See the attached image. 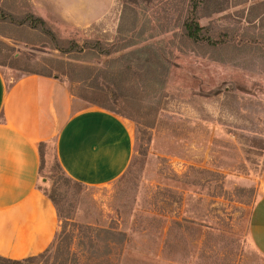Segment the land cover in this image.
Segmentation results:
<instances>
[{"label": "rangeland", "instance_id": "rangeland-1", "mask_svg": "<svg viewBox=\"0 0 264 264\" xmlns=\"http://www.w3.org/2000/svg\"><path fill=\"white\" fill-rule=\"evenodd\" d=\"M137 1L127 0L135 12ZM141 1L151 9L152 0ZM4 2L12 6L13 15L30 9L42 16L58 38L79 46L102 38L112 42L119 23H128L131 15L125 10L120 17L125 3L116 0L104 20L77 27L56 6L49 12L36 0ZM250 3L200 18L221 45L211 50L183 44V51L173 50L167 75L159 65L125 71L123 58L115 62L120 74L103 73L89 80L106 88L111 85L116 106L139 121L140 132L135 138L136 123L120 116L134 126L133 151L126 169L112 182L87 186L61 181L54 253L48 262L41 258L36 264H264L248 231L254 203L264 192V73L240 67L250 61L255 67L264 65L263 51L251 57L256 54L254 44L243 45L252 43L248 40L252 32L241 27L247 24L244 16ZM179 7L171 13L174 19L180 18ZM174 19L170 31L149 42L178 41L180 29ZM8 20L0 22V42L13 48V56L23 54L36 64H45L43 58L66 59L45 43L16 39L50 36L37 30L21 32ZM1 47L0 62H5ZM125 52L92 55L91 63L104 69L109 58ZM215 55L236 66L212 60ZM0 69L10 79L26 74L8 64ZM146 69L154 74L146 76ZM60 77L78 93L92 90ZM74 78L80 80V72L75 71ZM226 91L236 98L226 99ZM52 166L49 155L39 178L46 192H51L52 182L43 176Z\"/></svg>", "mask_w": 264, "mask_h": 264}, {"label": "crops", "instance_id": "crops-1", "mask_svg": "<svg viewBox=\"0 0 264 264\" xmlns=\"http://www.w3.org/2000/svg\"><path fill=\"white\" fill-rule=\"evenodd\" d=\"M36 1L49 12L56 6L77 27L104 20L116 4V0ZM133 129L128 119L73 95L59 78L26 73L10 79L0 69V255L12 259L36 255L56 233V209L39 188L40 141H54L57 160L69 177L98 186L112 182L128 166ZM248 231L264 256V192L254 203Z\"/></svg>", "mask_w": 264, "mask_h": 264}, {"label": "trees", "instance_id": "trees-1", "mask_svg": "<svg viewBox=\"0 0 264 264\" xmlns=\"http://www.w3.org/2000/svg\"><path fill=\"white\" fill-rule=\"evenodd\" d=\"M225 2H220L218 0H152L151 9L143 3V1L138 0L137 7L139 12H135L133 8H129L127 0H124L121 16L125 10L130 11V18L128 23L123 24L122 21L119 23L117 28V36L112 42H107L105 38L103 40H92L83 45H78L74 40H62L58 38L51 30L48 21L42 16L34 13L33 11L25 10L20 13L19 16L13 15L9 11L11 5L5 4L4 0L0 1V22L6 17L9 19L8 24L15 25L19 31L25 32L26 30H37L46 35L50 36V39L46 37H40L39 39L32 40L27 37H15L16 39L30 43L33 45H40L45 43L50 49H56L60 52V56L66 59L58 58H43L45 64H36L30 61L25 55L21 54L19 56H13L11 54L12 47L0 42L1 48L4 51L5 62H0V66L8 64L9 67L23 70L25 73H34L50 77L61 79L60 75H64L69 81H76L83 83L84 86H90L91 92H76L73 87L69 86L70 92L79 97L80 99L86 100L89 103L103 108L109 112L116 115L123 116L125 118L131 119L136 123L135 125V138H137L140 132L138 123L139 121L126 113L122 112L114 102L115 95L111 90V85L108 88L101 86L98 82L90 83L91 78L101 75L103 73L108 75L120 74L121 70L118 69L120 65H115L117 60H122L127 58V65L124 68L125 71L130 70V68H139L142 66H154L159 65L164 69V74L167 75L170 69V60L173 57V50L183 51L181 46L183 44H192L196 46H205L211 50L218 49L222 43V40L218 37H212L210 33L209 26H202L199 19L202 17L209 16L212 13H217L224 10L229 6H236L243 3L249 4L246 15L244 16L247 24L242 25L245 32H252L251 36H248V40L252 43L243 44L246 47H252L254 44V49L256 54H252L251 57L258 56L259 52H264V0H224ZM180 4L179 19H174L172 17V12L177 10ZM225 6V7H224ZM150 9V11H149ZM184 12V13H183ZM8 13L9 16H6ZM183 13V15H182ZM243 13L241 15L243 17ZM122 18H120L121 20ZM177 21V27L180 29V33L177 36L179 39L176 41L175 38L170 39L166 45H163L161 41L151 43L150 40L159 37L161 34L171 30L170 23L172 20ZM13 20V21H12ZM94 26V24H92ZM234 30V28H231ZM2 32V31H1ZM0 32V34H2ZM22 34V33H20ZM3 35V34H2ZM217 36H224V34H218ZM257 40H259L257 42ZM255 42V43H254ZM229 43V41L227 42ZM235 47L234 44H231ZM96 49H100L99 54L95 53ZM117 57L109 58L104 65V69L99 66H94L92 58H98L101 56H110L112 53L126 51ZM241 50V48H237ZM78 51V52H76ZM92 55H95L92 57ZM212 60L235 65L225 58H221L218 55L210 57ZM8 60V63L6 62ZM73 60V61H72ZM77 61V62H76ZM90 63V64H89ZM236 66V65H235ZM253 63L246 62L243 66H240L247 70L258 71L264 73V65L262 67H255ZM153 69H146V76L149 74H154ZM75 71L80 72V80H75ZM88 80V81H87ZM95 80V79H94ZM87 81V82H86ZM226 99L228 97H235L229 94L228 91L224 93ZM236 98V97H235ZM51 142L53 146L51 147ZM38 154H39V176H41V171L48 164L49 155L53 157V166L49 169L48 174L43 176V180L47 182H52L51 192H46L40 186V190L46 195V197L52 202L54 208L56 209L57 217L60 214L59 201L63 198V193L59 190L61 181H72L77 185H84L81 182L73 180L69 177L61 165L59 164L55 144L53 140H43L38 143ZM55 171L57 172L55 174ZM60 180V183H59ZM59 183V184H58ZM57 242V231L50 245L42 252L20 258L12 259L0 255V264H36V262L43 258L44 261L48 262L52 254L53 249Z\"/></svg>", "mask_w": 264, "mask_h": 264}]
</instances>
